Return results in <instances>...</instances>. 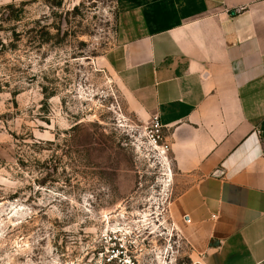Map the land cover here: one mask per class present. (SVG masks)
<instances>
[{
	"label": "rangeland",
	"instance_id": "rangeland-1",
	"mask_svg": "<svg viewBox=\"0 0 264 264\" xmlns=\"http://www.w3.org/2000/svg\"><path fill=\"white\" fill-rule=\"evenodd\" d=\"M118 0H0V264L197 260L170 217L171 159L112 67Z\"/></svg>",
	"mask_w": 264,
	"mask_h": 264
},
{
	"label": "crops",
	"instance_id": "crops-1",
	"mask_svg": "<svg viewBox=\"0 0 264 264\" xmlns=\"http://www.w3.org/2000/svg\"><path fill=\"white\" fill-rule=\"evenodd\" d=\"M112 67L171 146L206 264H264V0H118Z\"/></svg>",
	"mask_w": 264,
	"mask_h": 264
},
{
	"label": "built area",
	"instance_id": "built-area-1",
	"mask_svg": "<svg viewBox=\"0 0 264 264\" xmlns=\"http://www.w3.org/2000/svg\"><path fill=\"white\" fill-rule=\"evenodd\" d=\"M147 142L160 156L169 159L171 146L164 136V127L158 116H154L152 118L147 132ZM108 239L110 241L111 248L98 253V259L95 264H178L177 259L172 261L164 260L160 262V257L155 254L153 255L156 263H154V260L148 261V263H143L134 250V241L128 239L126 235L123 237L108 235ZM188 264H206L205 257L204 255H199L197 260H192V262Z\"/></svg>",
	"mask_w": 264,
	"mask_h": 264
}]
</instances>
